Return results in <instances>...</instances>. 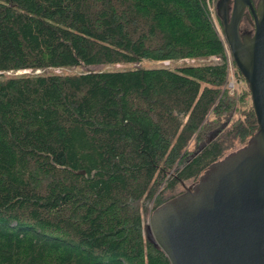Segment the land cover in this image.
I'll list each match as a JSON object with an SVG mask.
<instances>
[{
  "label": "trees",
  "instance_id": "obj_1",
  "mask_svg": "<svg viewBox=\"0 0 264 264\" xmlns=\"http://www.w3.org/2000/svg\"><path fill=\"white\" fill-rule=\"evenodd\" d=\"M215 2L0 0V264H170L150 212L258 129Z\"/></svg>",
  "mask_w": 264,
  "mask_h": 264
},
{
  "label": "water",
  "instance_id": "obj_2",
  "mask_svg": "<svg viewBox=\"0 0 264 264\" xmlns=\"http://www.w3.org/2000/svg\"><path fill=\"white\" fill-rule=\"evenodd\" d=\"M246 8L251 32L240 31ZM215 13L247 82L258 129L155 207L147 237L170 264H264V0H216Z\"/></svg>",
  "mask_w": 264,
  "mask_h": 264
},
{
  "label": "rangeland",
  "instance_id": "obj_3",
  "mask_svg": "<svg viewBox=\"0 0 264 264\" xmlns=\"http://www.w3.org/2000/svg\"><path fill=\"white\" fill-rule=\"evenodd\" d=\"M214 14L216 15L215 13V5H214ZM214 22H215V25H216V28L217 30L220 32V34L223 36V33H222V29H221V26L218 25V23H216V18L214 16ZM224 38V36H223ZM227 54L228 56L231 57V54H230V51L229 49H227ZM216 59L215 58H206V59H189V58H183V59H177V60H174V61H169V60H164V61H141L139 62L138 64H129V65H121V64H117V65H105V66H93L91 67V69L93 70H98V69H122V68H125V67H134V66H145V67H152V66H164V67H169V68H173L174 66L176 65H182V64H187V63H207V62H214ZM230 65V72L232 73L234 71V68L232 67L231 63L229 64ZM86 67H73V68H49L47 69L48 72H54V73H77V72H81L83 70H85ZM41 72L40 70H37V71H34V73H39ZM22 73H33V71L31 70H26V71H16L14 74H22ZM5 74H12V72H7ZM234 83V80L231 79ZM232 88V87H231ZM149 223V221H148ZM148 226V225H147ZM147 228V227H146Z\"/></svg>",
  "mask_w": 264,
  "mask_h": 264
},
{
  "label": "flooded vegetation",
  "instance_id": "obj_4",
  "mask_svg": "<svg viewBox=\"0 0 264 264\" xmlns=\"http://www.w3.org/2000/svg\"><path fill=\"white\" fill-rule=\"evenodd\" d=\"M253 4H255L256 0H252ZM232 7V4L230 5ZM246 13L248 14V17L243 16L240 21V31L241 32H251L253 30L252 23L250 20L253 19L252 13L249 10V8H246Z\"/></svg>",
  "mask_w": 264,
  "mask_h": 264
},
{
  "label": "built area",
  "instance_id": "obj_5",
  "mask_svg": "<svg viewBox=\"0 0 264 264\" xmlns=\"http://www.w3.org/2000/svg\"><path fill=\"white\" fill-rule=\"evenodd\" d=\"M214 58V57H213ZM216 59V58H215ZM24 71H26V70H24ZM230 87H232L233 86V81L231 80L230 82H229V84H228Z\"/></svg>",
  "mask_w": 264,
  "mask_h": 264
}]
</instances>
